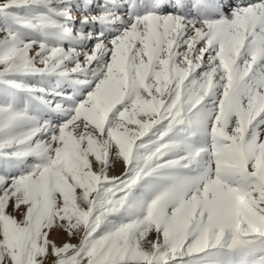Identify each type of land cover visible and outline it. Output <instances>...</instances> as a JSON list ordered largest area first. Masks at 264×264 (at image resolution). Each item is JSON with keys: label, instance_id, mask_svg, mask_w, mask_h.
Returning <instances> with one entry per match:
<instances>
[{"label": "snow or ice", "instance_id": "snow-or-ice-1", "mask_svg": "<svg viewBox=\"0 0 264 264\" xmlns=\"http://www.w3.org/2000/svg\"><path fill=\"white\" fill-rule=\"evenodd\" d=\"M0 264H264V0H0Z\"/></svg>", "mask_w": 264, "mask_h": 264}, {"label": "rangeland", "instance_id": "rangeland-1", "mask_svg": "<svg viewBox=\"0 0 264 264\" xmlns=\"http://www.w3.org/2000/svg\"><path fill=\"white\" fill-rule=\"evenodd\" d=\"M190 2L191 3H195V0H190ZM11 210V209H10ZM17 216H18V218L20 217V214L19 213H17ZM62 237H60V238H58V242H59V239H61Z\"/></svg>", "mask_w": 264, "mask_h": 264}, {"label": "bare ground", "instance_id": "bare-ground-1", "mask_svg": "<svg viewBox=\"0 0 264 264\" xmlns=\"http://www.w3.org/2000/svg\"><path fill=\"white\" fill-rule=\"evenodd\" d=\"M121 170H122V168L118 167V168L115 170L116 174H119V172H120Z\"/></svg>", "mask_w": 264, "mask_h": 264}]
</instances>
